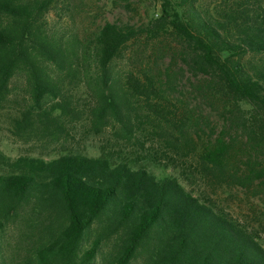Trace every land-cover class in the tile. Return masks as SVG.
<instances>
[{"label":"trees","instance_id":"16d2710c","mask_svg":"<svg viewBox=\"0 0 264 264\" xmlns=\"http://www.w3.org/2000/svg\"><path fill=\"white\" fill-rule=\"evenodd\" d=\"M157 1L161 14L147 26L106 23L81 38L49 27V14L70 0H0V112L13 80L23 76L30 104L19 129L33 115L57 125L73 109L56 100L84 83L95 126L117 124L130 138L139 129L130 120L139 104L154 106L166 89L176 93L185 69L202 79L192 84L198 97L223 104L227 127L237 126L250 148L264 146V0ZM144 36L173 37L179 49L158 75L131 71L124 80L115 64ZM160 57L149 66L158 67ZM178 60L181 71L173 68ZM155 113L150 124L162 130ZM181 117L174 128L187 141V125L199 120L189 112ZM231 146L218 138L205 150L206 171L223 173ZM1 158L10 171L0 173V264H264L254 233L174 177L106 157ZM263 178L264 170L252 167L241 183Z\"/></svg>","mask_w":264,"mask_h":264},{"label":"rangeland","instance_id":"374dc122","mask_svg":"<svg viewBox=\"0 0 264 264\" xmlns=\"http://www.w3.org/2000/svg\"><path fill=\"white\" fill-rule=\"evenodd\" d=\"M161 9L157 0H70V7L61 4L59 11L49 14V27L56 35L85 38L106 23L147 26L158 18ZM152 39L144 36L128 49L123 60L116 62L115 69L124 80L131 71L138 73L151 69L158 75L171 62V51L179 49L173 37ZM158 54L162 55L159 66H149ZM182 66L178 60L173 68L181 71ZM183 71V75L177 78L176 93L166 89L164 98L152 102L154 106L145 102L139 104L130 117L132 124L139 129L135 128L130 138L123 135L117 124L109 122L95 126L90 114L94 99L84 83L67 88L65 95L56 100L69 102L73 109L70 115L59 119L57 125L44 124L33 115L31 125L25 124V129H19V121L30 104V97L25 78L16 77L12 82L10 103L0 112V173L10 171L1 157L53 160L67 154L106 157L116 164L147 168L160 179H178L202 202L239 221L264 247V178L255 179L249 185L241 183L252 167L264 170V146L256 149L247 146V139L237 126L227 127L223 104L212 106L193 91L192 84L202 79L192 77L185 69ZM175 109L178 110L176 115L171 116L169 113ZM155 111L162 117V130L150 124V119L156 117ZM187 112L199 121L197 125H187L188 139L183 141L174 127L184 122L181 116ZM164 118L171 121L166 124ZM166 135L169 140L164 138ZM218 138H225L232 144L229 159L223 173L208 172L201 156ZM170 143H177L178 148L173 149ZM248 161L253 163L250 169L246 164Z\"/></svg>","mask_w":264,"mask_h":264}]
</instances>
